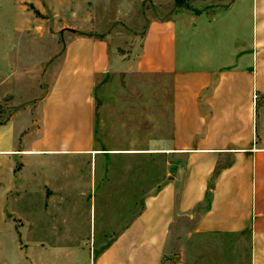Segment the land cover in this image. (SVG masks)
Instances as JSON below:
<instances>
[{
    "label": "crops",
    "instance_id": "crops-1",
    "mask_svg": "<svg viewBox=\"0 0 264 264\" xmlns=\"http://www.w3.org/2000/svg\"><path fill=\"white\" fill-rule=\"evenodd\" d=\"M17 6L0 0L10 28ZM106 72L169 77L166 135L149 148L99 147L93 94ZM39 94L0 123V232L13 242L0 262L264 264V0L151 19L125 56L71 37ZM134 154L166 157L163 180L132 220L105 205L106 225L115 212L126 223L96 247L97 160Z\"/></svg>",
    "mask_w": 264,
    "mask_h": 264
},
{
    "label": "rangeland",
    "instance_id": "rangeland-1",
    "mask_svg": "<svg viewBox=\"0 0 264 264\" xmlns=\"http://www.w3.org/2000/svg\"><path fill=\"white\" fill-rule=\"evenodd\" d=\"M230 1L17 0L14 27L10 28L8 17H0V123L9 120L18 109L35 105L71 37L91 35L106 39L111 49L116 48L125 56L140 42L151 19H165L177 13L215 14L228 7ZM93 95L99 147L145 150L149 139L166 135L170 105L167 75L106 72L96 78ZM165 166L164 156L134 154L107 161L98 158L96 247L115 236L126 223V216L115 212L110 216L113 228L106 225L102 214L105 205L114 210L129 209L128 218L132 220L142 206L143 196L163 180ZM1 219L22 224L7 214ZM9 233V229L0 232V255L4 249L12 252ZM18 246L24 249L23 243ZM176 249L179 251L180 247L171 246L167 253ZM0 264L9 262L6 259Z\"/></svg>",
    "mask_w": 264,
    "mask_h": 264
}]
</instances>
